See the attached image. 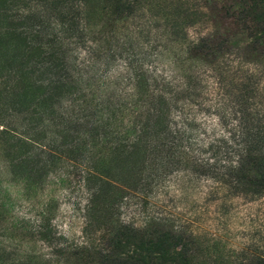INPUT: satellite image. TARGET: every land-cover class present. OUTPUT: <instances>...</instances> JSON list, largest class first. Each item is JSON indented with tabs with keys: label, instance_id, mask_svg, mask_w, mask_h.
<instances>
[{
	"label": "rangeland",
	"instance_id": "1",
	"mask_svg": "<svg viewBox=\"0 0 264 264\" xmlns=\"http://www.w3.org/2000/svg\"><path fill=\"white\" fill-rule=\"evenodd\" d=\"M248 3L0 0V264H264V188L215 178L240 119L264 145Z\"/></svg>",
	"mask_w": 264,
	"mask_h": 264
},
{
	"label": "trees",
	"instance_id": "2",
	"mask_svg": "<svg viewBox=\"0 0 264 264\" xmlns=\"http://www.w3.org/2000/svg\"><path fill=\"white\" fill-rule=\"evenodd\" d=\"M136 1L138 0H122L123 5L126 7L134 5ZM263 3L264 0H249L248 4H242V7H244V9H242V14H244V16H249V14H251L252 16L253 14L255 15V13H257L256 15H258V8H263ZM66 11L67 9L65 8L63 16L67 14ZM255 20V22H257V25L261 24V26H264V15L257 16ZM68 32L69 25H67L65 21H61L59 34H66ZM138 72L139 73H133V93L129 95L130 100L125 101V103H119L118 105H116V111H129L130 115H135V118L137 116L139 118V114L141 113L142 108H149L153 112L156 109L154 105H156V107L160 105V100L157 99V96H155L153 93L151 94L149 89L141 90V87L144 85L142 84L141 80L143 78V75L141 71ZM152 105L153 107H151ZM133 115L132 117H134ZM244 123V119H240L235 125L236 131L239 132L237 138L240 142V144L238 145V149L233 151L235 152V160L229 163L227 166L221 167L217 171V175L215 178L220 184H223V186H227L229 189H237L239 186H242V184L251 186L255 184L258 187L264 188V171H260L258 169L260 163L264 162V151H262L264 150V145L257 146V141H255L254 139V134L248 133L250 131V127H244ZM133 124L135 123L132 121V125ZM179 133L180 131H178V129L175 130L176 138H178L176 139V142L181 140ZM164 134H166L170 139L172 138V136H169V133H167V131H165ZM176 142L170 141L168 139L164 144H162L161 147L162 149H166L165 152H171V154L176 155L177 153H180L179 148L182 147L181 144H177ZM200 166L202 168H209L208 163H201ZM121 258L125 261L127 258L129 259L131 257L123 255V257Z\"/></svg>",
	"mask_w": 264,
	"mask_h": 264
}]
</instances>
